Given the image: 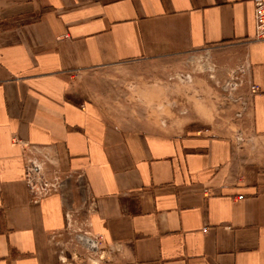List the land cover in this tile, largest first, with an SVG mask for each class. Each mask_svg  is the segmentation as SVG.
<instances>
[{
  "label": "crops",
  "instance_id": "obj_1",
  "mask_svg": "<svg viewBox=\"0 0 264 264\" xmlns=\"http://www.w3.org/2000/svg\"><path fill=\"white\" fill-rule=\"evenodd\" d=\"M254 36V0H0V264H82L74 233L87 264H264ZM203 49L243 65L227 110L135 103L129 68ZM32 163L57 191L33 194Z\"/></svg>",
  "mask_w": 264,
  "mask_h": 264
},
{
  "label": "rangeland",
  "instance_id": "obj_2",
  "mask_svg": "<svg viewBox=\"0 0 264 264\" xmlns=\"http://www.w3.org/2000/svg\"><path fill=\"white\" fill-rule=\"evenodd\" d=\"M134 70L148 78L145 84L130 86L136 95L135 103L158 111L161 114L158 119L163 121L167 116H174V119L182 121L192 110L201 108L203 104H207L202 108V111H207V115L217 113L215 109L219 106L221 111L222 106H226L224 109L227 110L231 97L246 88L243 65L234 63L231 66L228 50L222 49L193 51L148 62L139 69H128L131 72ZM217 95H220L219 104L212 100ZM201 96L205 97V100L200 98ZM218 113L224 115V112ZM75 235L74 233L73 239L68 240L66 245L67 251H71L68 258L72 257L82 264H87L86 249Z\"/></svg>",
  "mask_w": 264,
  "mask_h": 264
},
{
  "label": "built area",
  "instance_id": "obj_3",
  "mask_svg": "<svg viewBox=\"0 0 264 264\" xmlns=\"http://www.w3.org/2000/svg\"><path fill=\"white\" fill-rule=\"evenodd\" d=\"M255 5V36L254 39L264 41V0H254ZM256 92V86L252 87ZM27 183L37 198L50 195L57 191V179H51L42 172L41 166L32 163L27 171ZM242 197H240L241 199ZM206 231V229H204Z\"/></svg>",
  "mask_w": 264,
  "mask_h": 264
}]
</instances>
